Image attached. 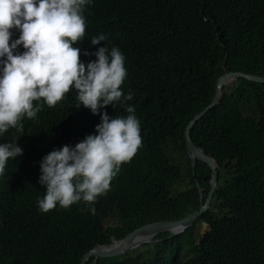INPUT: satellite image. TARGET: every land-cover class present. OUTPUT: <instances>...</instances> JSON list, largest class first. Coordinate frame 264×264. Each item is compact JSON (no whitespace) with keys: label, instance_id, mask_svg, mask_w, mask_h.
<instances>
[{"label":"trees","instance_id":"16d2710c","mask_svg":"<svg viewBox=\"0 0 264 264\" xmlns=\"http://www.w3.org/2000/svg\"><path fill=\"white\" fill-rule=\"evenodd\" d=\"M84 16L86 36L74 47L85 65L97 57L84 53L99 47L123 53L122 91L134 94L126 103L135 107L142 147L98 197L95 214L82 201L45 214L37 208L46 194L40 161L98 134L100 114L77 108L73 88L55 107L44 104L36 120L25 117L24 133L0 137L7 143L22 135L23 149L0 177V264H80L95 244L197 210L196 182L205 199L211 169L195 159L193 174L185 126L211 101L224 69L264 73V0H92ZM101 34L108 39L92 45ZM103 112L128 115L121 104ZM190 136L218 164L208 210L177 235L160 232L123 255L85 264H264V84L239 77L224 86Z\"/></svg>","mask_w":264,"mask_h":264},{"label":"clouds","instance_id":"9594fccd","mask_svg":"<svg viewBox=\"0 0 264 264\" xmlns=\"http://www.w3.org/2000/svg\"><path fill=\"white\" fill-rule=\"evenodd\" d=\"M92 0H0V137L10 129L24 133V118L36 120L44 104L55 107L66 94L76 92L93 114H100L98 134L87 135L74 147L64 145L40 161L39 183L46 194L37 208L48 213L57 204L68 209L83 202L95 214L98 197L106 195L122 165L130 163L142 147L141 127L135 107L126 102L122 85L128 72L118 47H99L96 60L85 65L80 48L86 36V14ZM17 39H12L13 31ZM104 34L91 37V44L106 41ZM23 46L21 52L18 46ZM226 86V85H225ZM34 102H37L34 104ZM42 102V103H41ZM125 107L126 117L110 118L102 107ZM22 136V135H20ZM20 136L0 143V177L9 159L23 154ZM218 167V166H217Z\"/></svg>","mask_w":264,"mask_h":264},{"label":"water","instance_id":"95a60500","mask_svg":"<svg viewBox=\"0 0 264 264\" xmlns=\"http://www.w3.org/2000/svg\"><path fill=\"white\" fill-rule=\"evenodd\" d=\"M223 67V65H222ZM244 78L249 81H254L258 83L264 84V73L263 72H252L247 70H235L228 71L226 69L217 77L216 87L214 95L211 101L201 109L197 114L190 119L184 129V142H185V150L190 159L192 172L194 174V165L195 159H198L202 162H205L209 168L211 169V177L209 180V190L206 194L205 199H203V192L199 187L198 182H196V186L198 189L199 195V208L192 213L176 219V220H160V221H151L145 223L133 230L125 233L120 239L115 240L111 244H95L90 250H88L81 259L80 264H85V262L89 259L95 261L96 259L116 257L123 255L129 250H132L141 244L153 242V237L164 231H170L169 236L177 235L183 232L186 228L192 225V223L201 216L205 211L208 210L211 202L212 195L217 188V162L214 160L212 156L207 155L204 150L197 146L191 136L190 132L196 124V122L211 108H213L216 104L219 103L222 95L223 88L225 85L235 81L237 78ZM135 237H145L140 242L130 245V242ZM99 247H107L105 249H100Z\"/></svg>","mask_w":264,"mask_h":264},{"label":"bare ground","instance_id":"6f19581e","mask_svg":"<svg viewBox=\"0 0 264 264\" xmlns=\"http://www.w3.org/2000/svg\"><path fill=\"white\" fill-rule=\"evenodd\" d=\"M170 232V231H169ZM145 237H135L131 240L130 245L140 242ZM100 249H105L107 247H99Z\"/></svg>","mask_w":264,"mask_h":264},{"label":"rangeland","instance_id":"374dc122","mask_svg":"<svg viewBox=\"0 0 264 264\" xmlns=\"http://www.w3.org/2000/svg\"><path fill=\"white\" fill-rule=\"evenodd\" d=\"M199 193V192H198ZM206 230V224L205 223H203L202 225H201V227H200V231L201 232H204Z\"/></svg>","mask_w":264,"mask_h":264}]
</instances>
